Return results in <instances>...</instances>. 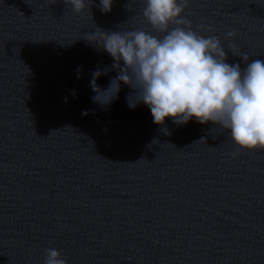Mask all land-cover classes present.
Wrapping results in <instances>:
<instances>
[{
	"label": "water",
	"instance_id": "95a60500",
	"mask_svg": "<svg viewBox=\"0 0 264 264\" xmlns=\"http://www.w3.org/2000/svg\"><path fill=\"white\" fill-rule=\"evenodd\" d=\"M144 6L0 0V264H43L48 248L67 264H264V150L211 122L154 125L124 85L108 106L91 99V72L112 60L84 38L162 36ZM182 17L220 38L227 63L264 60V0H188Z\"/></svg>",
	"mask_w": 264,
	"mask_h": 264
},
{
	"label": "clouds",
	"instance_id": "9594fccd",
	"mask_svg": "<svg viewBox=\"0 0 264 264\" xmlns=\"http://www.w3.org/2000/svg\"><path fill=\"white\" fill-rule=\"evenodd\" d=\"M92 0H68L72 10L82 12ZM188 0H144L142 15L151 28L145 30H104L95 26L84 38L103 51L110 66L97 67L90 74L89 87L94 103L108 106L118 98L121 85L131 91L125 96L129 109L143 104L154 125L163 126L165 119L176 125L189 120L199 124L211 122L230 136L241 150H264V60L249 62L241 55L240 64L226 62L225 48L215 35L203 36L183 27L190 22L182 17ZM113 0H99L102 13L111 11ZM170 24L175 27L169 28ZM234 31L225 33L231 40ZM232 55L238 53L230 43ZM114 70L107 87L96 80ZM81 69L76 68L77 79ZM70 95L75 98V89ZM67 102V97L64 98ZM83 110L82 115H87ZM168 134L166 128H161ZM202 139V138H201ZM43 264H67L56 248L45 250Z\"/></svg>",
	"mask_w": 264,
	"mask_h": 264
}]
</instances>
